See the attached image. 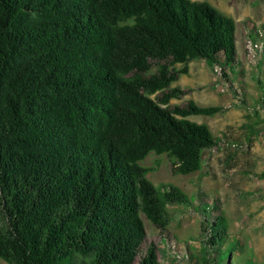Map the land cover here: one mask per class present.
I'll return each instance as SVG.
<instances>
[{"label": "trees", "instance_id": "trees-1", "mask_svg": "<svg viewBox=\"0 0 264 264\" xmlns=\"http://www.w3.org/2000/svg\"><path fill=\"white\" fill-rule=\"evenodd\" d=\"M235 29L205 0H0V259L159 264L142 216L163 232L167 207L193 197L155 186L140 161L166 154L186 175L218 147L224 134L188 117L226 107L169 105L183 94L170 86L196 59L232 83ZM211 206L199 207L193 264H227L241 244Z\"/></svg>", "mask_w": 264, "mask_h": 264}, {"label": "rangeland", "instance_id": "rangeland-1", "mask_svg": "<svg viewBox=\"0 0 264 264\" xmlns=\"http://www.w3.org/2000/svg\"><path fill=\"white\" fill-rule=\"evenodd\" d=\"M231 17L236 25L234 65L227 71L232 83L220 79L214 65L196 59L188 63L187 74H181L170 87L183 90L169 105L183 106L188 100L198 105H223L226 108L212 116L202 114L188 118L206 124L218 147L205 150L201 169L190 174L173 175L166 154L150 152L140 164L151 167L147 178L158 186L170 183L193 197V203L170 205L171 221L161 232L144 216L145 243L156 244L159 264H193L189 259L201 256L200 204H217L228 237H239L240 246L230 253L227 264H264V0H205ZM260 32L249 50L248 23ZM253 42V40H250ZM253 51H258L253 56ZM257 58V59H255ZM180 68L182 64H175ZM152 68L150 72H154ZM260 81V83H259ZM158 94L151 95L156 99ZM222 137V136H221ZM228 238V239H229ZM188 247L191 255L187 254ZM1 264H7L0 259ZM79 264H85L83 258ZM133 264H139V257Z\"/></svg>", "mask_w": 264, "mask_h": 264}, {"label": "built area", "instance_id": "built-area-1", "mask_svg": "<svg viewBox=\"0 0 264 264\" xmlns=\"http://www.w3.org/2000/svg\"><path fill=\"white\" fill-rule=\"evenodd\" d=\"M247 46H248L249 50L252 51L254 48L258 47V44L253 43L250 40H248Z\"/></svg>", "mask_w": 264, "mask_h": 264}]
</instances>
